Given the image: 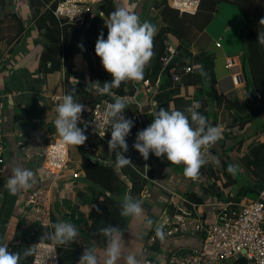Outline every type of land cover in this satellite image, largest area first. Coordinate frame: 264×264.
<instances>
[{
  "label": "crops",
  "instance_id": "obj_1",
  "mask_svg": "<svg viewBox=\"0 0 264 264\" xmlns=\"http://www.w3.org/2000/svg\"><path fill=\"white\" fill-rule=\"evenodd\" d=\"M31 1L0 0V134L4 136L7 147V160L0 166V238L8 242L9 251L21 253L20 264H31L32 255L24 257L23 253L28 246L35 244L33 240L37 236L38 227L36 228V225L27 218L29 205L26 194L35 187H43L48 189L52 198L53 221L55 223L71 222L79 230L78 243L58 245L61 264H78L84 248L93 244L98 248L101 264H103V249L106 245L90 237L92 221L89 215L93 209L91 202L98 196L103 200L109 194L86 179L82 168V156L80 154L75 160H71L70 146V161L60 175L52 177L46 170L45 163L46 144L60 140L52 123L57 115L55 108L59 102H62L63 96L71 92L77 102L85 105L82 122L90 118L94 108L93 100L99 96L96 90L92 95L89 91L90 97L82 92L93 85L92 82L97 81L100 71L103 70L101 61L90 48L89 40V28L93 23H98L96 14L100 12V8L95 15L89 16L83 23L85 26L81 34L73 39L74 51L65 61L64 57L58 53V49L51 48L43 32L38 30L37 17ZM161 2V0H115L116 7L123 6L139 15L141 21L147 20L155 25L156 34L165 25L159 8ZM235 2L236 0H203L202 6L197 11L198 18L203 22L210 14L211 17L202 31L193 29L195 38L190 52L192 57L200 50L213 54L218 94L230 98L237 97L244 101L247 97L246 83L235 88L230 73L225 67L228 56H237L243 64L246 51L247 19L240 5ZM240 2L246 12L258 13L261 18H264V0H240ZM41 12H45V6L41 8ZM173 12L176 14V11ZM178 16L183 18L179 12ZM83 24L78 27L80 28ZM98 27L102 29V23H98ZM222 40L225 41L222 42ZM217 43L220 47H217ZM80 45L83 47L81 48ZM165 45L167 49L174 47L177 50L180 41L173 34L167 33ZM242 45H245V51L236 54ZM192 57L183 62L185 65L196 66L195 69L199 68ZM180 74L181 80H184L185 74ZM164 80L172 81L173 87L181 83V80L179 82L172 80L169 70ZM129 86L136 88L124 101L137 110L136 120L133 122L135 126L138 125L140 131L151 124L157 105L154 96L147 92L144 83L129 82ZM182 93L186 97L195 99L196 87L185 86L182 88ZM214 120L217 121L216 127L220 128L222 135L229 124V112L220 109ZM251 132H253L252 129L240 131L238 135L245 136ZM256 137L264 142V135ZM90 142V139L87 140L85 146L89 147ZM229 143L231 144L230 141ZM247 144L248 141H245L241 156L245 153ZM71 147L73 152L77 149L75 146ZM92 150L96 153V157H99L102 155L103 147L100 146L97 149L93 147ZM204 159L208 163L201 168L200 175L192 179L183 174V165H170L166 158H157L153 154L149 166L156 184H149V196L142 194L143 216L140 219L134 220L131 217L128 219L122 233V255L134 253L138 259L142 260V264H145L148 258L164 255L171 247L201 246L202 238L199 235L158 239L152 248L147 242L157 224L179 210L174 206H171V210L167 207L168 195L160 186H165L188 199H190L188 193L196 192L198 197H201V202L213 200L237 203L234 200L237 190L226 195L225 200L208 196L204 192L203 186L208 180L206 167L213 164L210 148L204 149ZM17 166L33 170L36 173L37 182L31 189L11 195L5 185L11 175V169ZM120 176L128 182V178L121 174ZM112 197L117 200L123 199L122 196L113 195ZM247 200L251 199L243 197L241 202ZM177 203H180L179 200ZM167 210H170L169 213ZM203 210H205V217L209 220L214 219V210L211 208H203ZM147 219L153 221L151 228L145 227ZM21 220L26 223L20 229ZM31 224L34 227H29ZM117 264H125V261L120 259Z\"/></svg>",
  "mask_w": 264,
  "mask_h": 264
},
{
  "label": "trees",
  "instance_id": "obj_2",
  "mask_svg": "<svg viewBox=\"0 0 264 264\" xmlns=\"http://www.w3.org/2000/svg\"><path fill=\"white\" fill-rule=\"evenodd\" d=\"M59 1L32 0L31 2L35 9V16L37 17L38 30L43 32L44 37L50 42L51 48L58 49V53L67 61L74 51L75 44L73 39L76 35L81 34L85 25L83 24L79 28L77 25L58 20L53 11ZM161 1L159 8L165 25L154 37V56L145 70L144 79L140 83L143 84L146 80H150L152 89L149 94L154 96L157 111L160 107H164L166 110L185 111L194 102L198 101L199 108L197 111L205 115L209 124L214 127L218 125L217 121L214 120L216 113L220 109L228 111L229 124L222 132L221 139L210 148L213 164L206 167L208 180L203 186V190L208 196H216L223 200L226 199V195H230L234 190H237L234 198L237 203L241 202L243 197H249L250 194L254 193H257L255 198L257 199L260 193L255 191L253 187L256 184L264 183V142L256 137L264 135V45L257 43L258 32L264 31V27H260L259 24L261 16L258 13L252 14L246 12L240 0H236L235 3L240 5L247 19L246 51L242 64L247 87V97L244 101H241L237 97L230 98L218 94L216 88L217 77L213 69L215 63V56L213 54L200 50L197 55L192 57V53L190 52L192 41L195 38V36L193 37V29L202 31L209 21L211 14L203 22L199 20L197 12L194 14L185 13L181 15L183 18H179L178 11L171 8L167 0ZM44 6L45 12H41V8ZM116 8L115 0H104L100 6V12L96 14L97 22L99 24L102 23L103 28L100 29L98 23H93L89 28L90 48L94 51V54L95 43L100 33L103 32L105 39L107 38V28L104 26V20ZM173 11H176V14ZM167 33L176 36L180 41V45L177 49L178 54L173 56L168 67H164L163 59L170 54L165 45V35ZM191 57L193 62L199 65V68L186 73L185 79L181 80V83L177 87H173L172 81L164 80L165 75H168V68L171 66H176L178 72L184 74L183 68L185 67V62L183 60ZM97 58L100 60L99 57ZM201 68L204 75L201 74ZM111 79V76L103 69L100 71L97 81L102 85L104 82L111 81ZM191 85L196 87L195 99L186 97L182 93V88ZM134 88L129 86V82H125L118 89H113L112 92L114 96L122 97L125 100L131 92L133 93ZM88 89H92L90 95L96 90L94 85L88 86L82 92L85 93V96L89 95ZM114 96L99 94L93 100L94 106L103 99H110L114 102ZM136 112V109L126 104L124 115L127 119L136 120ZM78 126L86 129L85 135L88 137L87 140H91L89 147H86L85 144L76 147L82 156V168L85 171L86 179L109 194L103 200L98 196L91 202L93 209L89 215L92 221V229L89 233L90 237L96 239L102 245H106L105 238L99 235L97 230L107 224H112L113 226H119L123 231L129 219L120 215V203L122 200H117L112 196L124 197L128 193L134 199L141 200L143 192L149 185L148 180L144 179L134 168H144V159L132 147L135 143L139 127L134 124L130 135L126 138L129 150L124 155L130 158L133 164H129L118 170V167L115 165V159L108 156L107 141L111 138L110 132L108 133L107 141H105L92 135L84 122H81ZM250 129L253 132L245 135L246 137L238 135L240 131ZM245 141H248V144L245 153L241 156L240 153ZM100 146L103 147L102 155H99L102 162L90 159L89 156L96 157V153L92 150L93 147L97 149ZM229 164L239 166L235 174H230L227 171ZM120 174L128 178V182L121 178ZM240 176L245 177L243 180L246 181L240 182ZM36 188L39 187H35L34 189ZM32 190L26 194L27 198ZM188 196L199 203L202 201L196 192H190ZM25 223L24 220L20 221V229L25 226ZM29 227L34 226L31 224ZM35 227L37 228L38 226ZM36 233L37 236L35 235L36 238L33 240V243L38 242L43 235L41 228H38ZM33 256L31 257V263ZM231 264H248V262L245 258H239Z\"/></svg>",
  "mask_w": 264,
  "mask_h": 264
},
{
  "label": "clouds",
  "instance_id": "obj_3",
  "mask_svg": "<svg viewBox=\"0 0 264 264\" xmlns=\"http://www.w3.org/2000/svg\"><path fill=\"white\" fill-rule=\"evenodd\" d=\"M259 24L264 27V18L260 19ZM104 26L107 28V38L105 39L103 32L100 33L95 43V54L112 79L102 85L99 81L92 84L99 94L114 96L112 90L118 89L122 83L140 82L144 79L145 70L154 56V37L157 29L151 22L141 21L139 15L123 6L117 7L109 14L104 20ZM257 43L264 45V31L258 32ZM201 74L204 75L202 68ZM198 108V101L185 111L160 107L153 114L151 124L137 132L132 147L144 160L149 159L150 153L157 158L164 157L170 165H183V174L186 177L197 178L201 168L208 163L204 159V149L211 148L221 139L220 128L211 126L207 117L197 111ZM125 109L124 99L114 96V102L107 105L105 113L110 131L104 132L103 135L110 132L108 149L115 153V165L118 168L133 164L131 159L124 155L129 150L126 138L134 126L133 120L125 117ZM84 110L85 105L77 102L71 92L66 93L62 102L57 104V115L52 124L62 145L78 147L85 144L88 139L85 135L86 129L78 126L82 122ZM90 159L95 160L93 156ZM238 167L229 164L227 171L235 174ZM36 182V173L33 170L17 166L11 169L5 187L9 194L15 195L19 191L31 189ZM120 209L121 217H131L134 220L140 219L144 214L143 202L128 193L124 195ZM152 225L151 219L145 221L146 228H151ZM46 227L50 231L43 232L38 243L28 246L23 253L24 257L34 255L45 241L61 246L78 243L79 230L71 222L58 221ZM97 233L106 240L103 264H117L120 259H123L125 264H142V260L134 253L122 255L123 231L119 226L107 224L99 228ZM155 235L160 240L165 239L162 225L156 226ZM20 260L21 253L9 251L8 242L0 238V264H20ZM78 264H101L99 250L95 244L84 248Z\"/></svg>",
  "mask_w": 264,
  "mask_h": 264
},
{
  "label": "built area",
  "instance_id": "obj_4",
  "mask_svg": "<svg viewBox=\"0 0 264 264\" xmlns=\"http://www.w3.org/2000/svg\"><path fill=\"white\" fill-rule=\"evenodd\" d=\"M103 1L60 0L53 13L60 21L80 26L87 17L95 15ZM167 2L171 8L183 15L197 12L203 0H167ZM216 45L220 47L219 43ZM168 53L170 54L163 59L164 67H168L173 56L178 54L174 47H169ZM225 67L230 73L235 88L246 83L243 67L237 56L226 57ZM195 68L196 66L187 64L183 68V72L184 74L190 73ZM168 70L174 82L181 80V74L176 66H171ZM144 85L147 92L150 93L152 89L150 80H146ZM109 103H113V101L104 99L96 104L91 111L90 118L83 121L92 135L105 141H107L109 132L105 136L103 133L110 130L105 115ZM69 153V146L62 145L60 140L50 141L46 144V170L52 177L60 175L67 168L70 161ZM138 154L140 155L139 152ZM108 155L115 159V153L110 152L109 149ZM152 158L153 154L150 153L149 159L144 160L143 169L134 168L144 179L148 180L149 184H156L149 166ZM98 159L102 161L100 157ZM6 160L7 147L4 136L0 134V165H3ZM160 187L168 195L167 207L170 210L171 206L179 208L157 224V226H163L165 238L199 235L202 238V244L199 247L190 248L171 247L167 249L164 255L148 258L145 260V264H231L239 258H245L249 264H264L263 192L256 200L239 203L213 200L199 203L180 196L165 186ZM143 194L145 196L150 195L149 185ZM178 200L179 204L177 203ZM27 203L31 206L27 212V218L44 232L50 231L46 226L54 223V221L52 218V198L48 189L39 187L32 190L28 195ZM203 208L214 210L213 220L205 217ZM169 211L167 210L168 213ZM155 228L147 242L150 248L154 247L159 239L155 235ZM31 264H61L58 245L45 241L42 246L37 248Z\"/></svg>",
  "mask_w": 264,
  "mask_h": 264
},
{
  "label": "rangeland",
  "instance_id": "obj_5",
  "mask_svg": "<svg viewBox=\"0 0 264 264\" xmlns=\"http://www.w3.org/2000/svg\"><path fill=\"white\" fill-rule=\"evenodd\" d=\"M239 8H240V7H239ZM219 17H220V16H219ZM243 20H244V19H243ZM223 21H225V20L223 19ZM210 23H211V22H210ZM224 26H225V25H224ZM210 30H211V29H210ZM211 31H212V30H211ZM224 41H225V40H222V42H224ZM242 51H245V45H242L236 54L241 53ZM232 55H235V54H232ZM70 148H71V160H75L78 156H80V153L78 152L77 149H74V152H73V150H72L73 147L70 146ZM179 168H180V167H179ZM243 179H245V177L240 176V179H239V180L245 182L246 180H243ZM256 196H257V193L250 194V195H249V198H250L251 200H256V199H255Z\"/></svg>",
  "mask_w": 264,
  "mask_h": 264
},
{
  "label": "water",
  "instance_id": "obj_6",
  "mask_svg": "<svg viewBox=\"0 0 264 264\" xmlns=\"http://www.w3.org/2000/svg\"><path fill=\"white\" fill-rule=\"evenodd\" d=\"M89 157H91V156H89ZM94 158H95L94 161H100L97 157H94ZM100 162H102V161H100ZM253 189H254L255 191H258L259 193L263 192V194H264V183L254 185ZM30 207H31V206H29V208H30Z\"/></svg>",
  "mask_w": 264,
  "mask_h": 264
}]
</instances>
